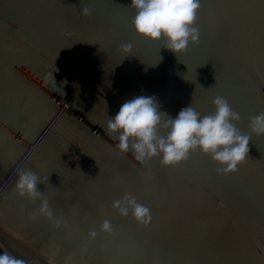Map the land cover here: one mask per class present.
Masks as SVG:
<instances>
[{"label": "water", "instance_id": "obj_1", "mask_svg": "<svg viewBox=\"0 0 264 264\" xmlns=\"http://www.w3.org/2000/svg\"><path fill=\"white\" fill-rule=\"evenodd\" d=\"M130 2L0 0V247L27 264H264V136L248 126L264 112V0H200L199 43L178 57L136 33ZM139 95L173 118L227 98L249 158L224 175L199 151L175 167L121 154L107 120ZM22 168L49 177L60 226L16 194ZM126 192L147 226L112 207Z\"/></svg>", "mask_w": 264, "mask_h": 264}, {"label": "clouds", "instance_id": "obj_2", "mask_svg": "<svg viewBox=\"0 0 264 264\" xmlns=\"http://www.w3.org/2000/svg\"><path fill=\"white\" fill-rule=\"evenodd\" d=\"M128 6L136 11L131 20L136 33L154 42L163 39L166 41L163 48L177 57L186 52L190 44L199 43V28L194 25L200 0H131ZM92 13L90 7L81 6L82 16L90 17ZM120 48L130 52L132 45L122 44ZM213 105V113L202 115L191 103L173 118L160 110L156 97L139 95L125 101L116 115L109 117L106 131L118 140L116 148L121 154L131 152L141 165L159 157L161 165L175 167L199 151L220 166L218 173L228 175L238 171L249 158L251 137L236 126L241 116L227 98L218 95L214 97ZM248 126L251 133L264 136V112L249 117ZM48 180L49 177L22 168L18 170L15 191L19 197L34 203L39 200L33 219L40 215L58 227L61 219L56 218L47 196L38 188ZM112 207L121 217L131 214L135 222L143 226H147L152 218L151 210L130 192L113 201ZM99 231L112 235L115 231L112 221L105 219ZM88 236L95 239L97 230L90 229ZM0 264H27V261L4 251L0 254Z\"/></svg>", "mask_w": 264, "mask_h": 264}, {"label": "built area", "instance_id": "obj_3", "mask_svg": "<svg viewBox=\"0 0 264 264\" xmlns=\"http://www.w3.org/2000/svg\"><path fill=\"white\" fill-rule=\"evenodd\" d=\"M4 252V250L0 247V254H2Z\"/></svg>", "mask_w": 264, "mask_h": 264}]
</instances>
